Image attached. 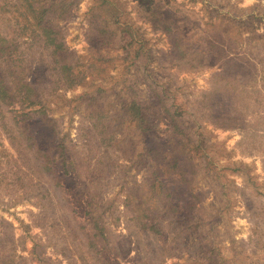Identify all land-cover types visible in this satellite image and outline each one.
<instances>
[{"label":"rangeland","instance_id":"obj_1","mask_svg":"<svg viewBox=\"0 0 264 264\" xmlns=\"http://www.w3.org/2000/svg\"><path fill=\"white\" fill-rule=\"evenodd\" d=\"M107 1L117 9L114 13L101 0H82L70 18L59 22L67 47L81 56L86 76L77 88L64 87L49 97L58 136L75 159L76 171L65 187L83 202L92 193L98 204H112L105 214L114 240L127 235L131 241L122 264H140L142 255L156 249L134 225H127L123 205L131 188L146 189L151 171L131 164L119 149L102 146L100 136L89 131L86 101L80 98L105 89L113 101L117 93L135 86L139 98L148 102L149 73L181 108L207 155L210 165L199 173L195 187L206 192L199 212L207 219L204 228H213L228 264H264V0ZM126 25L138 41L127 49L128 58L119 29ZM93 28L105 32L93 33ZM174 34L186 49L173 47ZM140 45L144 53L150 51L149 62L133 61ZM124 126L129 138L137 139L135 128L127 122ZM170 134L162 122L157 137ZM140 149L142 143L137 153ZM201 154H196L199 162ZM0 160V235L6 253L22 257H17L21 264H80L74 252L70 259L61 252L72 239L60 206L54 198L51 205L40 200L41 191L53 182L33 174L1 127ZM222 183L230 190L217 198ZM82 184L87 190H81ZM197 243L190 238L165 264H206Z\"/></svg>","mask_w":264,"mask_h":264},{"label":"trees","instance_id":"obj_2","mask_svg":"<svg viewBox=\"0 0 264 264\" xmlns=\"http://www.w3.org/2000/svg\"><path fill=\"white\" fill-rule=\"evenodd\" d=\"M81 1L0 0V127L16 151L28 159L33 174L40 180L53 182L41 191L40 200L51 205L54 198L60 206L64 227H68L67 236L72 239L61 252L69 259L73 255L70 252H74L80 264H122V257L130 252L131 241L127 235L114 240L105 214L112 204L108 207L98 204L92 193L86 194L83 202V197L71 195L65 187L66 178L76 171L75 159L71 147L64 138H59L57 120L49 109L50 92L58 94L64 87L77 88L86 79L85 71L81 70V56L67 47L59 25L72 16ZM104 4L111 7L112 13L117 10L113 3L101 0V5ZM119 29L125 50L138 43L130 26ZM97 32L103 34L105 29L93 28V33ZM177 37L174 34L173 47L186 49ZM104 43L112 42L104 40ZM134 49L135 63L152 60L150 51L144 53L142 45ZM130 53L127 50V58ZM145 79L150 94L148 102L139 98L135 86L117 93L113 101L105 89L80 97L86 101L91 121L89 131L100 136L102 146L119 149L131 164L147 166L151 171L146 189L131 188L123 201L129 215L125 214L127 225H134L156 244V249H150V256L142 255L140 264H165L168 258L179 255L193 237L206 264H228L213 228L205 229L207 219L199 215L206 192L196 190V179L210 165L201 140L190 132L181 108L169 101L156 79L149 73ZM125 122L135 128L137 139L129 138ZM162 122L171 131L166 139L156 135ZM140 143L143 149L137 153ZM201 152L199 162L196 154ZM87 188L82 184L81 190ZM218 189L217 198L226 197L230 190L223 183ZM50 191L54 192L53 197ZM5 248L6 241L0 235V264H21L18 258L22 257L6 253Z\"/></svg>","mask_w":264,"mask_h":264}]
</instances>
